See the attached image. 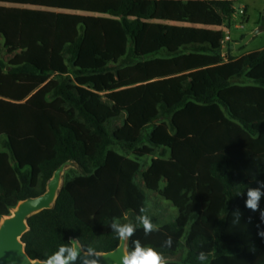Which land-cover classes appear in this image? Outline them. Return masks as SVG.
<instances>
[{"label":"trees","instance_id":"16d2710c","mask_svg":"<svg viewBox=\"0 0 264 264\" xmlns=\"http://www.w3.org/2000/svg\"><path fill=\"white\" fill-rule=\"evenodd\" d=\"M59 1L62 0H0V39L9 55L7 61L0 59V101L21 107L31 115L21 119L11 129L8 126L0 129V221L9 217L21 201L44 194L52 176L61 166L71 163L75 167L64 177L53 209L44 210L27 219L28 232L20 239L26 255L31 261L43 262L61 244L74 239H78L85 248L94 247L98 254L114 251L120 240L110 228L113 219L110 212H114L113 209L121 211L122 206L131 208L127 194L135 190V202L147 209L153 223L159 224L164 233L158 241L148 243L154 234L146 236L142 226H137L133 237L126 242L127 251L134 247L133 241L140 240L142 244L161 251L167 258L176 257L183 249L182 260L170 264H200L197 259L200 251L209 254L207 264H212L213 260L225 261L230 257L243 256L247 247L254 246L257 255L247 264H264V243L261 245L264 236L260 235L264 228L259 222L261 211H264V198L260 202V211L253 212L242 206L248 187L255 188L264 183L261 172L255 173L249 180H236L228 162L212 161L206 174L218 186L220 202L212 200L207 211L198 208L188 213L186 225L192 226L194 234L183 242L184 227L171 217L166 219L157 207L150 206L148 192L137 185H134V190L130 187L133 165L125 162L116 165L107 163L111 149H118L123 155L129 156L145 145L160 150L159 158L171 161L166 148L153 141L156 124L168 121L171 116L184 114L191 105H198L200 109L211 112L208 117L213 123L211 133H207L202 142V150L210 151L216 145L221 148L243 147L245 151L251 152L255 160H264V109L260 117L248 120L233 113L225 98L226 92L234 85L264 89V77L248 80L247 75L264 66V49L242 59H229V63L219 66V71L213 77L205 76L201 90H195L188 81L183 82L178 90L180 98L170 104L164 100L171 98L168 88L176 80H163L138 91L115 96L116 107L121 103L136 101L134 98L142 92V97L133 107V111L142 113L151 110L154 99H163L157 105V113L140 128L133 139L118 135L115 122L120 116L100 118L89 108L81 90L72 85L73 79L83 86L87 84L86 80L107 78L122 67H131L141 57L147 59L160 56L162 48L171 58L150 60L138 71L128 69L127 73L136 71L130 83L179 74L203 63L215 64L223 35L215 29L223 24L229 25L236 0H73L84 2L83 9L88 14L89 23L86 26L85 21L78 20L74 26V35L58 50L60 38L56 27V11ZM174 1L193 2L188 5H197L207 18L203 20L191 14L161 13L160 7L164 2ZM104 3L111 5L104 6ZM100 4H103L101 9H93L94 6L100 8ZM17 7L36 8L37 11ZM99 13L105 15L107 21L98 19ZM88 26L92 29L90 31L89 28V34ZM196 34H203L205 38L197 40ZM101 47H106L107 52L102 53ZM54 48H57L55 55ZM185 52H190V56L181 57ZM177 60H192V63L162 76L138 77L139 73L151 65L157 67ZM57 64H63L64 67L58 68ZM230 66L233 71H226ZM158 85H163V90H155ZM257 105L253 107L258 109ZM196 123V120L189 118V124L197 125L198 129L204 124ZM24 127H27V134H19L14 129L21 130ZM169 129L172 130V126L169 125ZM12 140L22 143L23 154L31 149V146L25 144L27 140H31L35 146V154L27 163L24 162L27 169L19 164V157L24 156L22 152L17 154ZM139 158L135 156L134 160L138 161ZM2 161L8 164L13 173L7 184L1 171ZM158 167L180 169L175 178L179 181L175 192L168 188L172 180L169 173ZM158 167L153 170L154 174L164 173L168 177L165 196L160 197L173 204L180 188L192 184L190 175L195 167L188 161ZM103 179L110 184L109 197L98 205H88V200L80 197L95 192ZM117 193L120 194L118 201ZM240 193L243 194L238 196ZM210 209L215 212L212 225L208 221ZM237 209L241 212L240 223L232 224V213ZM139 214L140 209L135 211L132 208L126 213L132 222H135V216ZM124 216L119 218L121 222H127ZM94 222L98 231L93 226ZM167 236L173 239L170 249L162 247Z\"/></svg>","mask_w":264,"mask_h":264},{"label":"rangeland","instance_id":"374dc122","mask_svg":"<svg viewBox=\"0 0 264 264\" xmlns=\"http://www.w3.org/2000/svg\"><path fill=\"white\" fill-rule=\"evenodd\" d=\"M180 3V4H173ZM190 2H164L161 7V13L165 15H186L190 16V14L194 17L198 18H207L203 11L197 5H188ZM108 3H104V6ZM190 4H193L190 3ZM58 11H56V27L59 33V42L60 45L57 46L58 50H60L63 46H65L71 37L75 33V23L78 20H83L87 24L89 23L88 14L84 11V2L78 1L74 2L73 0H62L57 3ZM111 5V4H108ZM103 4H100V8L94 6L93 9L96 11L101 9ZM84 8V9H83ZM37 11L36 8H32ZM234 14L231 18L229 25L223 24L222 27L217 28L215 30L222 32V39L219 43V48L221 49L218 52V55L215 59V64L211 63H203L202 65L194 66L192 68L186 69L182 73L179 74H171L165 77L160 78H152L148 81L144 82H134L130 83L131 78L136 73V71L127 73L128 69L139 70L142 66H144L150 60H166L170 59L169 53L165 49H161L159 51L160 56L153 58H143L141 57L137 62H135L131 67L125 66L122 67L119 71L115 73H111L108 75L109 77H101L99 81L96 78L92 80H86L87 84L81 85L76 80H72V85L81 90L82 96L86 100L89 108L92 109L100 118L105 119L108 116L116 115L120 116V119L115 122L118 130V135L122 138L133 139L135 138L140 128L149 121L152 116L157 113V105L160 101H163L162 97L156 98L151 103V110L143 112H135L133 111V107L136 104L137 100L142 97V92L138 97L131 100L130 103H126L115 107V96H118L124 92H133L138 91L139 89L146 88L150 84H154L157 82H161L163 80H176V83L168 88L169 95H172L171 98L164 100L166 103L170 104L173 101L180 98L178 95V90L181 84L185 81H188L192 84V87L195 90H201L204 86V78L207 75L213 77L216 72L219 70V66L223 64L229 63V59H242L246 55H251L257 51L264 49V0H236L233 5ZM243 9V15L239 14V10ZM181 17V16H180ZM98 19H105L107 21V17L101 13L97 14ZM110 21V20H108ZM103 22V21H102ZM154 23V22H152ZM157 24H163V22H156ZM185 27H187L185 25ZM89 26H88V34H89ZM97 28V27H96ZM200 28V27H199ZM87 30V27H86ZM92 29L90 28V31ZM260 31L255 37H253L249 42L239 50H235L234 45L240 42L241 36H245L254 31ZM229 37V42L222 43L225 36ZM197 40L205 36L203 34H196ZM204 41V40H202ZM3 40L0 39V59L3 61H7L9 55H7L6 51L2 46ZM148 45L150 44L147 43ZM54 48V55L57 54ZM101 52L106 53V47H101ZM137 55V54H135ZM190 56V52H185L181 57ZM192 60L189 61H178L174 63H162L157 65V67L151 65L145 71L138 74L139 78H146L150 75L162 76L167 73L178 71L182 67L191 65ZM95 64V60H94ZM58 68H63V64H57ZM226 71H233L232 67H227ZM248 80L253 78L264 77V66L256 68L247 73ZM163 85L156 86L155 90H163ZM150 89H153L150 86ZM257 89V90H256ZM152 91V90H151ZM264 89L253 88L248 85L243 86H232L225 95L226 101L228 102L233 113L237 115H241L246 117L248 120H253L262 115L264 109ZM152 92H150L151 94ZM155 96V93H153ZM259 105L258 109H256L254 104ZM211 115L209 110L200 109L198 105H191L187 108V111L184 114H178L171 116L168 121L157 123L154 132L155 143L160 144V146L166 148L167 154L171 156L172 160L161 159L158 157V153L160 150L152 149L149 145H145L138 149L137 152L130 154L129 156L123 155L118 149H111L107 156L108 164H122L123 162L129 163L133 165L129 183L130 187L133 189L134 185H137L140 189L145 192H148L150 206L157 207L158 212L164 213L165 218L175 219L184 227L183 229V242L187 239H190L194 232L191 230L192 226L186 225V218L188 213L200 208L201 210L207 211L210 207L212 200H216L220 202V193L218 186L208 179L206 171L208 165L212 161L221 160L228 162L229 166L232 169L233 176L236 180H249L252 176L257 172H261V175H264V160H255L249 150L245 151L242 147L240 149L227 146L221 148L219 145L214 146L211 150L201 148L204 146L202 142L205 141L207 133H211V123L208 120V117ZM27 116H31L27 110H23L21 107H13L7 103L0 101V129L6 128L8 126L9 129L13 128L15 125L19 124L21 119H26ZM189 118H193L197 123H203V126L198 129L197 125H190ZM207 120V121H206ZM219 121H217L218 123ZM196 123V124H197ZM169 125L172 126V130L169 129ZM22 127V126H21ZM19 132V134L24 133L27 134V127H24L21 130L14 128ZM214 136L216 135L213 134ZM164 137V138H163ZM264 137V136H263ZM162 138V139H161ZM218 138V137H217ZM216 139V138H214ZM13 146L18 153L23 154L22 151V143L13 141ZM28 146H31V150L29 148V152H24L23 156L19 157L20 165L23 169H27L25 166L28 162V159L31 158L36 152V148L31 142V140H27L25 142ZM91 144V142H88ZM35 149V150H34ZM202 151V152H200ZM135 156L140 157L138 161H135ZM23 160V161H22ZM188 161L190 165L192 164L195 169L191 171L190 178L192 179V184L189 186H184L180 188L178 198L176 201L167 202L161 199L160 196H165L166 187L168 184V177L164 173L154 174L153 170L159 165H179ZM7 169H6V167ZM166 167V166H165ZM158 167L161 170H166V173L171 176L172 180L171 184L168 186L173 192L176 190V186L179 181L175 180L176 175L180 173V169L176 167L173 168H165ZM1 171L6 177V184L10 182L9 176H13V173L8 167V164H4V161L1 162ZM72 170H75L73 164H69L63 167L60 173V188L63 184L64 177L70 173ZM138 171V173H136ZM175 175V176H173ZM9 179V180H8ZM133 192V191H132ZM135 192V190H134ZM133 192V193H134ZM110 192V184L106 179H103L101 185H99L98 189L95 192H92L88 195H83L80 197L78 194V198L88 200V205L96 204L98 205L105 199L109 197ZM128 192L127 197L131 200V207L133 210L138 211L141 208V204L136 203L135 199H137L136 194ZM120 194L117 193V201L119 199ZM245 203V202H244ZM242 203L243 208L245 204ZM126 204V203H125ZM137 204V206H136ZM114 204V208H116ZM133 206V207H132ZM131 208H123L121 211L113 209L114 212H110L111 216L115 218H121L122 215H126L127 210ZM13 211V210H12ZM10 212V216L12 214ZM215 218L214 209H210L209 211V223L212 225L213 219ZM232 219L230 222L232 223ZM260 225L264 228V218H260ZM233 224V223H232ZM96 231H98L97 225L94 222L93 224ZM164 230L160 229L158 232H153V239L149 242L158 241L163 236ZM238 236V235H237ZM264 242H261V245ZM126 244V242H125ZM256 248L252 246L251 248L246 249V252L243 256L237 257H228L227 260H213L212 264H247L251 259L257 255ZM184 257V250L182 249L179 254L174 258H168L169 262L178 263Z\"/></svg>","mask_w":264,"mask_h":264},{"label":"clouds","instance_id":"9594fccd","mask_svg":"<svg viewBox=\"0 0 264 264\" xmlns=\"http://www.w3.org/2000/svg\"><path fill=\"white\" fill-rule=\"evenodd\" d=\"M264 183L259 187H248L246 192L245 207L253 212L260 211V202L264 198ZM243 193L238 194L242 195ZM232 223L238 224L241 219V212L237 209L232 213ZM261 217L264 218V211H261ZM127 222H121L119 218L113 217L110 228L115 233L116 238L120 241L127 242L136 232L137 226H142L144 234L150 235L153 232L160 231L161 226L153 223L151 217L147 214V209L140 208V214L135 216V222L128 220L127 215L124 216ZM264 236V232L260 233ZM134 247L130 251H125L120 258V264H170L169 259L159 250L144 245L140 240L133 241ZM173 239L167 236L162 247L171 248ZM98 253L92 246L84 247L78 239L70 240L66 244H61L58 249L51 255L47 256L43 264H76L78 260L82 264H96ZM200 264H207L209 254L200 251L197 256Z\"/></svg>","mask_w":264,"mask_h":264},{"label":"water","instance_id":"95a60500","mask_svg":"<svg viewBox=\"0 0 264 264\" xmlns=\"http://www.w3.org/2000/svg\"><path fill=\"white\" fill-rule=\"evenodd\" d=\"M260 31H254L245 35L239 43L234 45L235 50L244 47L249 40L255 37ZM68 163L66 165H69ZM61 166L52 176L44 194L21 201L12 211L13 216L2 219L0 226V264H43L39 261H31L26 255L21 236L28 232L27 219L44 210L53 209L60 189V173L64 166ZM127 251L125 242L120 241L118 247L106 254H98L96 264H120V258ZM76 264H82L78 260Z\"/></svg>","mask_w":264,"mask_h":264},{"label":"built area","instance_id":"2783aa9c","mask_svg":"<svg viewBox=\"0 0 264 264\" xmlns=\"http://www.w3.org/2000/svg\"><path fill=\"white\" fill-rule=\"evenodd\" d=\"M239 14H240V15H243V9H240V10H239ZM224 42H226V43L229 42V37H228L227 35L225 36V38H224V40L222 41V43H224Z\"/></svg>","mask_w":264,"mask_h":264},{"label":"crops","instance_id":"0c3cea01","mask_svg":"<svg viewBox=\"0 0 264 264\" xmlns=\"http://www.w3.org/2000/svg\"><path fill=\"white\" fill-rule=\"evenodd\" d=\"M18 9H31L32 10V8H30V7H17Z\"/></svg>","mask_w":264,"mask_h":264},{"label":"bare ground","instance_id":"6f19581e","mask_svg":"<svg viewBox=\"0 0 264 264\" xmlns=\"http://www.w3.org/2000/svg\"><path fill=\"white\" fill-rule=\"evenodd\" d=\"M12 216H13V212H12V214H11ZM1 224H2V220L0 221V226H1Z\"/></svg>","mask_w":264,"mask_h":264}]
</instances>
